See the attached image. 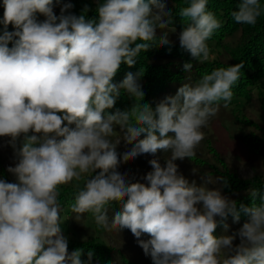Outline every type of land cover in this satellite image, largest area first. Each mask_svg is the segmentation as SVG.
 <instances>
[{
    "label": "clouds",
    "instance_id": "1",
    "mask_svg": "<svg viewBox=\"0 0 264 264\" xmlns=\"http://www.w3.org/2000/svg\"><path fill=\"white\" fill-rule=\"evenodd\" d=\"M207 3L190 0L179 10L186 24L180 46L197 62L209 60L206 41L222 26ZM3 6L0 137L11 138L18 162L8 168L17 182L0 179V264H83V249L68 253L58 197L61 185L89 173L71 205L75 219L91 213L106 231L130 230L153 264H264V203H255L259 189L251 188L252 205L241 203L238 210L237 201L219 190L189 183L174 163L196 156L202 128L218 114L221 101L227 108L232 100L243 62L214 69L195 82L189 77L153 111L142 103L137 76L129 72L119 85L112 80L121 63L133 66L157 41V29L159 44L169 43L173 21L163 0H98V20L66 15L71 3L58 17L53 0H3ZM262 13L259 0H240L231 15L236 23L254 26ZM37 14L46 19L38 21ZM9 24L17 31H7ZM183 69L191 72L193 64ZM120 89L136 103L130 110L106 113ZM115 125L127 144L144 135L123 153V162L170 151L165 166L149 161L153 170L144 177L147 184L126 183L117 171L121 137L111 138ZM113 201L122 207L110 220ZM241 212L248 220L238 232L214 235L229 215L239 221ZM145 234L150 238L140 239ZM237 237L240 243L234 245ZM92 256L89 251V261Z\"/></svg>",
    "mask_w": 264,
    "mask_h": 264
},
{
    "label": "trees",
    "instance_id": "2",
    "mask_svg": "<svg viewBox=\"0 0 264 264\" xmlns=\"http://www.w3.org/2000/svg\"><path fill=\"white\" fill-rule=\"evenodd\" d=\"M62 1H68L73 5L71 8L72 14H84L86 19L98 20V13L96 11L98 0H53V5H57ZM166 4L167 10L170 12L172 25L167 29V40L169 43L161 46L158 38L161 35V30L157 29V41L153 43L147 51L141 53L135 58L136 63L133 66H128L126 63H121L116 75L113 77L112 83L119 85L126 74L131 72L137 76V84L144 92L142 103H147L151 106L153 111L157 104L163 101L166 97L175 96L177 90L184 84L189 82V77L192 82L198 80L203 74L211 73L214 69L221 67L234 66L243 62L241 69L240 79L233 86L234 93L228 107H223L221 101V110H238L239 106L248 103L252 99L253 93L260 96L264 109V13L257 19V23L253 25L236 23L231 13L237 10V5L240 0H208L207 11L212 12L216 18L221 21L222 26L217 29L213 36L206 41L209 47V54H216L213 59L204 62L195 61L191 54L180 46L179 35L184 27L185 22L179 16V10L182 7H187L190 0H163ZM261 8L264 9V0H259ZM53 6V7H54ZM85 7L89 10L84 12ZM4 6L3 0H0V21L3 19ZM39 14H37L38 16ZM7 31L14 32L11 24L7 26ZM5 31L4 25L0 23V35ZM14 39H17L14 37ZM139 42V41H138ZM12 47V42L9 43ZM224 54L227 59L222 60L220 55ZM221 59V60H220ZM185 63H192L193 69L191 72H185L183 65ZM136 103L135 99L131 97L126 90L120 89L119 96L111 109H106L105 112L114 114L117 110L125 111L130 110ZM212 118V117H211ZM210 118V119H211ZM208 126V125H207ZM113 137H121V143L124 144L129 150L134 146L139 139H143L144 135L133 141L132 144H127L123 140L124 132L121 131L118 125L114 126ZM171 135V134H170ZM262 137L257 138L240 136L243 142L251 146L254 142L258 149L255 153L264 156V134ZM255 146V148H256ZM254 148V146H253ZM170 151L158 150L155 155L157 158H163L168 155ZM156 157V156H155ZM196 161L199 160L201 166L208 168L207 173L211 179L216 180L222 190V193L229 199L237 201V208L241 203L246 206H251L253 200L249 195L251 188L259 189V193L255 199V203L260 205L264 203V180H255L247 182L237 178L236 173L232 172L228 167L220 165V168L209 164L207 161L194 157ZM205 168V169H207ZM99 170L93 175L98 174ZM91 175L89 173L86 177L80 179L81 184L78 186L61 185L59 188L60 195L58 197L61 209V232L66 236L70 232L72 222L76 221L78 225L88 226V221L93 220L94 217L91 213L83 214L80 221L75 219V213L71 211V205L74 203L75 195L79 188H82L85 179ZM189 183L195 180H188ZM126 202V200L124 201ZM122 202L113 201L108 205L109 219L120 211ZM219 220V217H217ZM248 220V217L241 212L239 221L229 215L228 218L220 225L214 232L216 237L233 235L238 232L241 226ZM227 225V227H225ZM90 227V226H88ZM92 231L97 235L89 236L84 241H68V253L71 254L77 249H83L81 260L83 264H153V260L138 257L132 253L128 248H121L113 246L109 242L104 241L99 234L103 232V228L98 227L93 222ZM128 230V229H126ZM146 235V234H145ZM147 236V235H146ZM148 237V236H147ZM150 237H148L149 239ZM93 253L92 259L89 261L88 252Z\"/></svg>",
    "mask_w": 264,
    "mask_h": 264
},
{
    "label": "rangeland",
    "instance_id": "3",
    "mask_svg": "<svg viewBox=\"0 0 264 264\" xmlns=\"http://www.w3.org/2000/svg\"><path fill=\"white\" fill-rule=\"evenodd\" d=\"M66 3L69 2L62 1L53 7L56 16H60L61 7ZM65 14H72L71 8ZM37 19L42 22L46 17L39 14ZM11 26L14 31H17L12 24ZM16 38L18 39V37ZM215 56L216 54H209V59H213ZM219 58L222 60L227 59L224 54L220 55ZM261 104L260 96L253 93L252 99L248 103L239 106L238 110H226L223 112L220 110L215 117L209 120L208 126L202 128L204 139L196 149V159L197 157L203 159L218 168L222 164L221 167L224 165L236 173L238 180L241 179L247 182L264 180V156L255 153L258 147L254 142L251 146H248L246 142L240 139V136L250 138L255 136L260 138L264 134V109H262ZM111 138L113 140L117 139L113 136ZM10 139V137H0V179L15 183L17 182L15 175L8 171L9 167H15L18 162L15 150L9 143ZM22 140L23 137L17 139V148L20 147ZM128 150L121 142L116 147L118 157L121 159L117 171L124 175L126 183L141 182L147 184L148 182L144 177L148 172L153 170L149 161L158 159L161 166H165L166 158H169L171 155L169 152L163 158H157V155L143 154L134 160L123 162L122 155ZM174 163L178 166V172L187 180H195L194 182L197 186H204L208 190H219L224 195L216 180L211 179V182H209L207 174L209 167L207 168L206 165L201 166L199 160L196 161L194 157L191 159L184 158L177 159ZM86 175L88 174H83L81 179L86 177ZM79 184H81L80 180L74 179L66 185L78 186ZM93 222V220H89L88 226L90 227H86L85 224L78 225L74 221L70 226V232L64 236L67 237L68 241H84L89 236L97 235L95 231H92ZM99 235L104 241L109 242L113 246L128 248L129 251L138 255V257L151 259L150 255L144 253L143 249L139 246L137 238L134 237L130 230L124 229L121 232L103 230ZM140 239L147 240L148 237L142 235ZM239 243L240 240L237 237L233 241V244L238 245Z\"/></svg>",
    "mask_w": 264,
    "mask_h": 264
}]
</instances>
